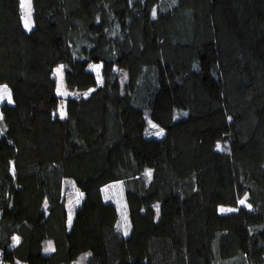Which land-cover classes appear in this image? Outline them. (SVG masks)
<instances>
[{"label": "trees", "instance_id": "trees-1", "mask_svg": "<svg viewBox=\"0 0 264 264\" xmlns=\"http://www.w3.org/2000/svg\"><path fill=\"white\" fill-rule=\"evenodd\" d=\"M31 1L28 32L0 0V259L264 264V0Z\"/></svg>", "mask_w": 264, "mask_h": 264}, {"label": "rangeland", "instance_id": "rangeland-1", "mask_svg": "<svg viewBox=\"0 0 264 264\" xmlns=\"http://www.w3.org/2000/svg\"><path fill=\"white\" fill-rule=\"evenodd\" d=\"M21 1V11H22V20L23 25L26 31L30 32L34 28V22H33V7H32V1L31 0H20ZM27 24V26H26ZM100 66H96L93 68L94 71L99 72ZM54 77L57 80V94L62 97H74L75 94L67 91L64 83V68L63 65H60L55 68L54 70ZM97 79L99 82H102V79L100 75L97 76ZM126 81V80H125ZM6 87L7 92L10 93V90L5 85H0V95H3V90ZM94 89H90L88 92H86L85 95H88L91 93ZM11 95V94H10ZM12 102V101H11ZM9 102V99L7 95L3 96V99H0V120L2 118L1 113V107L5 103H11ZM59 114L61 116L65 115L66 109L65 106H60L58 110ZM147 135L150 138H156L161 139L165 135V131L156 125L154 122L148 120V129H147ZM151 175L150 171H146V178L149 179ZM66 201H67V209H68V215H69V224L72 222L73 219V212L77 209V207L80 205L83 195L79 192V190L74 187L73 185H69L67 183L66 185ZM103 196L107 201L113 202L119 211V221H118V230L124 235L128 236L130 233L131 227L129 223L128 218V209L125 199V190L123 183L116 182L112 183L108 186H106L103 190ZM245 205V200L244 203ZM234 208H220L221 213H230L235 211ZM47 251L51 252L53 251V244L49 243L47 247ZM85 257H80L77 264H83V260Z\"/></svg>", "mask_w": 264, "mask_h": 264}, {"label": "snow or ice", "instance_id": "snow-or-ice-1", "mask_svg": "<svg viewBox=\"0 0 264 264\" xmlns=\"http://www.w3.org/2000/svg\"><path fill=\"white\" fill-rule=\"evenodd\" d=\"M26 26H27V24H26ZM4 95H7L8 99H9V102H11V95H10V93L7 92L6 87L3 90V95H0V99H3ZM241 203H244V201H241Z\"/></svg>", "mask_w": 264, "mask_h": 264}, {"label": "built area", "instance_id": "built-area-1", "mask_svg": "<svg viewBox=\"0 0 264 264\" xmlns=\"http://www.w3.org/2000/svg\"><path fill=\"white\" fill-rule=\"evenodd\" d=\"M0 264H5V263L0 259Z\"/></svg>", "mask_w": 264, "mask_h": 264}]
</instances>
